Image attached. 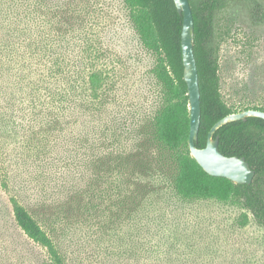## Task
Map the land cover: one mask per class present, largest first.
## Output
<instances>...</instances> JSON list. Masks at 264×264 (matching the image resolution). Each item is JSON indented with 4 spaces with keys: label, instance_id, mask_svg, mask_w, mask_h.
<instances>
[{
    "label": "trees",
    "instance_id": "1",
    "mask_svg": "<svg viewBox=\"0 0 264 264\" xmlns=\"http://www.w3.org/2000/svg\"><path fill=\"white\" fill-rule=\"evenodd\" d=\"M96 1L0 0V99L5 101L11 91L35 101L40 84L46 94L67 100L63 119L68 118L70 127L68 139L53 142L49 149L61 148V158L55 161L56 157L45 155L36 169L47 186L38 191L41 197L32 210L10 196L14 222L40 248L38 264H202L205 258L192 249L197 245L194 239L185 237L187 230H199L184 221L185 203L234 199L264 228V120L231 121L213 134L221 153L245 157L255 172L249 184L206 173L188 149L182 14L173 0H121L142 47L155 55L152 72L161 86L162 105L149 134L125 111L126 125L118 134L132 137L134 145L118 149L112 125L110 137H104L109 139L105 149L102 77L92 68L85 46L88 7ZM223 1L199 0L194 6L189 0L200 92L198 148L205 146L210 127L223 116L250 108L264 111V106L228 105L219 91L216 56L209 42L213 13ZM254 10L264 20L259 4ZM111 107L117 110L116 104ZM148 146L157 155L147 158ZM115 168L122 173L117 213L121 231L102 239L101 227L93 229L87 222L97 216L98 192ZM46 190L57 193L58 201L45 200Z\"/></svg>",
    "mask_w": 264,
    "mask_h": 264
},
{
    "label": "rangeland",
    "instance_id": "2",
    "mask_svg": "<svg viewBox=\"0 0 264 264\" xmlns=\"http://www.w3.org/2000/svg\"><path fill=\"white\" fill-rule=\"evenodd\" d=\"M198 1L191 0L194 6ZM96 2L88 7L85 46L90 51L92 68L102 77L99 94L107 107L102 118L107 133L102 137L104 148L114 125V145L120 150L129 149L134 145L133 138L118 134L126 125L124 112L128 111L129 119L140 123L149 134L153 117L162 105L161 86L152 72L155 55L142 47L121 0ZM255 3L264 13V0H224L212 18L209 46L216 56L219 91L223 100L237 109L264 106V20L255 12ZM36 87L35 101L19 92L12 95L11 91L5 101L0 99V264H38L40 248L16 226L9 198L15 196L32 210L41 197L39 190L47 186L36 169L45 155L56 157L55 161L61 158V148L54 146V152L49 149L53 142L55 145L67 140L70 134L68 118L63 119L67 100L58 94H46L40 84ZM51 118L52 123L48 122ZM148 147L147 158L157 155ZM118 169L106 175L107 181L98 192L97 216L87 222L93 229L101 227L102 239L121 231L117 213L123 191ZM45 193V200L58 201L57 193ZM181 207L184 221L199 229L193 233L187 230L185 237L194 239L197 245L192 249L207 264H264V228L254 222L239 201L194 200ZM81 228L89 235L90 230Z\"/></svg>",
    "mask_w": 264,
    "mask_h": 264
},
{
    "label": "water",
    "instance_id": "3",
    "mask_svg": "<svg viewBox=\"0 0 264 264\" xmlns=\"http://www.w3.org/2000/svg\"><path fill=\"white\" fill-rule=\"evenodd\" d=\"M176 10L182 14V28L180 37L181 59L183 64V79L187 87L189 109L188 149L190 155L212 176L224 177L234 183L249 184L254 176L245 157L224 155L218 148V137L214 132L223 124L235 120H245L247 117H258L264 120V111L259 109H245L229 113L217 120L207 133L206 144L202 148L195 145L200 124V92L196 61L193 53L194 31L193 15L189 0H173Z\"/></svg>",
    "mask_w": 264,
    "mask_h": 264
}]
</instances>
